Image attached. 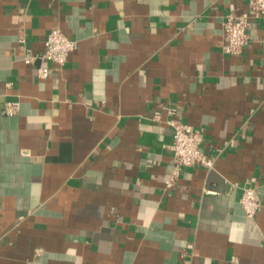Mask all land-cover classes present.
Here are the masks:
<instances>
[{"label":"crops","instance_id":"0c3cea01","mask_svg":"<svg viewBox=\"0 0 264 264\" xmlns=\"http://www.w3.org/2000/svg\"><path fill=\"white\" fill-rule=\"evenodd\" d=\"M250 3L0 0V264H264V15L222 49ZM55 28L78 42L64 66L26 63L19 40L40 55ZM170 120L214 166L168 188Z\"/></svg>","mask_w":264,"mask_h":264},{"label":"built area","instance_id":"2783aa9c","mask_svg":"<svg viewBox=\"0 0 264 264\" xmlns=\"http://www.w3.org/2000/svg\"><path fill=\"white\" fill-rule=\"evenodd\" d=\"M264 15V0H251L250 10L248 13L235 14L229 13L223 23V31L225 43L222 47L223 51L232 55H240L248 42V28L250 18H260ZM22 48L25 50L24 61L33 64L36 59H42L52 62L56 67L61 68L66 63L71 52L78 48V42L68 38L60 29H53L49 33L46 41V50L40 54H33L32 51L25 47L24 38L19 40ZM52 69L48 66L39 69V76L47 78ZM21 105L17 101L8 102L3 110L6 115H17ZM174 112L173 109H170ZM169 123L173 127V142L171 148L173 150L172 172L167 180V187H172L187 166H203L213 168L214 158L206 154L202 149L204 140L203 132L200 128L189 124L181 123L177 120H170ZM239 203L249 218H254L262 204L258 195V190L249 181L243 186Z\"/></svg>","mask_w":264,"mask_h":264}]
</instances>
